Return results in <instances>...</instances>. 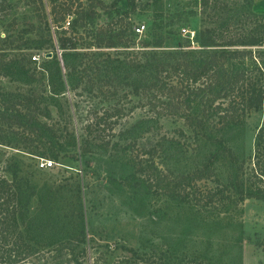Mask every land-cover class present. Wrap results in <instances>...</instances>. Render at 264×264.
<instances>
[{
    "label": "trees",
    "instance_id": "obj_1",
    "mask_svg": "<svg viewBox=\"0 0 264 264\" xmlns=\"http://www.w3.org/2000/svg\"><path fill=\"white\" fill-rule=\"evenodd\" d=\"M210 1L203 0V4L208 6ZM213 2L214 7L221 9L227 4L221 0ZM116 3L117 0H95L84 7L80 2L50 1L51 22L60 27L57 47L63 60L62 66L53 50L42 61L45 67L39 74L46 72L45 86L50 95L54 97L63 91L65 76L77 77L75 85L82 78L90 82L95 78L104 84L123 78L133 92L146 97L150 117L183 118L198 147L203 142L217 143L222 153L236 162L237 156L226 144L223 132L242 124L252 110L264 108V14L249 9H214L209 16L211 23L196 30L192 39L175 28L174 22L160 18L145 30L147 35L140 37L136 46L135 27L139 24L129 28L114 19ZM98 7L108 16L104 24L94 23ZM70 14L72 18L66 19ZM30 63V57L15 62L21 72L29 75L28 82L36 79ZM8 64L0 63V73ZM91 69L93 77L89 76ZM42 90L1 91L0 129L22 137L25 147L49 146V155L55 160L61 149L55 148L54 143L62 134L41 118L49 115L47 104L42 105L46 100ZM106 112H93L85 129L105 122ZM178 130L186 133L183 127ZM0 143L9 141L0 139ZM156 147L157 144L142 148L141 154L129 149L132 176L151 192L184 202L216 198V202L228 204L247 197L264 199V122L255 133L250 168L245 170L242 162L225 184L219 183L216 176L215 155L175 173L156 161ZM46 152L44 149L41 153ZM10 173V177L0 173V264H87V231L82 210L56 206L54 202L61 198L46 191L40 193L29 177L19 174L18 167H12ZM209 179L217 180V184L204 189L201 182ZM35 195L39 205L32 210ZM259 244L264 250V239ZM102 246L107 249L99 250L91 264H211L205 259L180 257L171 248L117 242ZM117 248L119 252L109 260L106 253ZM258 264H264V256Z\"/></svg>",
    "mask_w": 264,
    "mask_h": 264
},
{
    "label": "rangeland",
    "instance_id": "obj_2",
    "mask_svg": "<svg viewBox=\"0 0 264 264\" xmlns=\"http://www.w3.org/2000/svg\"><path fill=\"white\" fill-rule=\"evenodd\" d=\"M50 1L0 0V63H9L0 73V92L43 89L46 100L42 105L47 104L49 115L41 118L62 134L58 138L61 145L54 143L61 150L51 167L39 168L41 159H52L49 146L25 147L22 137L0 129V139L9 141L0 143V173L10 177V169L18 167L19 174L29 177L40 193L46 191L61 198L54 202L56 206L82 210L87 231V264H91L99 250L107 249L102 246L106 242L171 248L180 257L205 259L211 264H258L264 256L259 244L264 239V199L247 197L228 204L216 202V198L184 202L151 192L132 176L129 149L132 147L133 153L141 154L142 148L157 144L156 161L175 173L191 169L215 155L216 176L219 183L225 184L242 162L245 170L250 168L255 133L264 122V108L252 110L242 124L223 132L226 144L237 156L235 162L222 153L217 143L203 142L198 147L183 118L150 117L146 97L133 92L123 78L106 84L95 78L93 82L82 78L75 85L77 77L65 76L63 91L52 97L45 86L46 72L42 70L44 74H39L45 67L42 61L53 50L63 66L61 49L57 47L60 27L51 22ZM64 1L80 2L84 7L95 2ZM222 1L227 2L223 9L214 7L213 0L208 6L203 0H117L112 15L129 28L144 25L137 34V46L138 39L147 35L145 30L160 18L174 22L175 28L192 39L196 30L211 23L209 16L214 9L236 12L249 9L264 14V0ZM107 18L102 8L95 9V24H104ZM28 57L31 70L37 75L32 82L27 81L28 74L15 66L16 61ZM88 72L90 77L95 76L94 70ZM95 111L98 114L107 111L105 122L92 124L87 131L85 124ZM179 127L186 133L181 134ZM44 149L47 152L42 154ZM201 184L207 189L214 187L217 180L209 179ZM234 195L237 199L238 195L235 192ZM38 205L35 195L31 200L32 210ZM119 250L106 253L108 259Z\"/></svg>",
    "mask_w": 264,
    "mask_h": 264
},
{
    "label": "built area",
    "instance_id": "obj_3",
    "mask_svg": "<svg viewBox=\"0 0 264 264\" xmlns=\"http://www.w3.org/2000/svg\"><path fill=\"white\" fill-rule=\"evenodd\" d=\"M144 29L143 24H139L138 26L135 27L136 32H142ZM54 164V160L48 159V158H43L38 162V167L39 168H48L51 167Z\"/></svg>",
    "mask_w": 264,
    "mask_h": 264
}]
</instances>
